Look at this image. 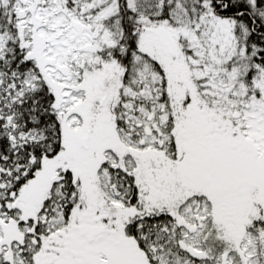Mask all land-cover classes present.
I'll use <instances>...</instances> for the list:
<instances>
[{"label": "snow or ice", "instance_id": "1", "mask_svg": "<svg viewBox=\"0 0 264 264\" xmlns=\"http://www.w3.org/2000/svg\"><path fill=\"white\" fill-rule=\"evenodd\" d=\"M0 264H264V0H0Z\"/></svg>", "mask_w": 264, "mask_h": 264}]
</instances>
